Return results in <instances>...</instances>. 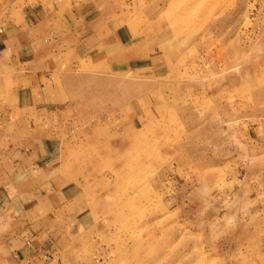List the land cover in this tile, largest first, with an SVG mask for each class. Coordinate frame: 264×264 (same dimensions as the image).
<instances>
[{"label":"rangeland","instance_id":"obj_1","mask_svg":"<svg viewBox=\"0 0 264 264\" xmlns=\"http://www.w3.org/2000/svg\"><path fill=\"white\" fill-rule=\"evenodd\" d=\"M18 4L65 52L31 119L61 189L32 212L44 259L264 264V0Z\"/></svg>","mask_w":264,"mask_h":264},{"label":"crops","instance_id":"obj_2","mask_svg":"<svg viewBox=\"0 0 264 264\" xmlns=\"http://www.w3.org/2000/svg\"><path fill=\"white\" fill-rule=\"evenodd\" d=\"M32 15L18 0H0V245L5 253L0 258L13 264H53L36 243L43 232L33 236L32 212L47 210L39 202H48L61 189H50L57 179L47 172L50 142L34 139L31 119L58 103L59 97L47 91L64 69L65 52L44 43V20Z\"/></svg>","mask_w":264,"mask_h":264}]
</instances>
